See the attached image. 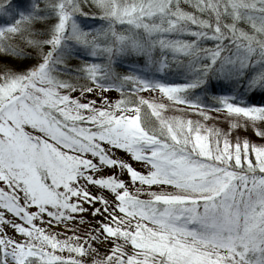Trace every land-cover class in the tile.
<instances>
[{
    "label": "snow or ice",
    "instance_id": "1",
    "mask_svg": "<svg viewBox=\"0 0 264 264\" xmlns=\"http://www.w3.org/2000/svg\"><path fill=\"white\" fill-rule=\"evenodd\" d=\"M0 264H264V0H0Z\"/></svg>",
    "mask_w": 264,
    "mask_h": 264
},
{
    "label": "trees",
    "instance_id": "2",
    "mask_svg": "<svg viewBox=\"0 0 264 264\" xmlns=\"http://www.w3.org/2000/svg\"><path fill=\"white\" fill-rule=\"evenodd\" d=\"M111 95L115 96V95H116V93H115V92H113V93H111Z\"/></svg>",
    "mask_w": 264,
    "mask_h": 264
}]
</instances>
